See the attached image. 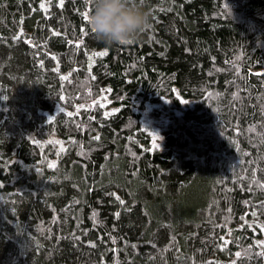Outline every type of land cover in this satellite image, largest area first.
<instances>
[{"label":"trees","instance_id":"obj_1","mask_svg":"<svg viewBox=\"0 0 264 264\" xmlns=\"http://www.w3.org/2000/svg\"><path fill=\"white\" fill-rule=\"evenodd\" d=\"M135 3L0 0V264H264V0Z\"/></svg>","mask_w":264,"mask_h":264},{"label":"clouds","instance_id":"obj_2","mask_svg":"<svg viewBox=\"0 0 264 264\" xmlns=\"http://www.w3.org/2000/svg\"><path fill=\"white\" fill-rule=\"evenodd\" d=\"M149 23L148 13L135 0H92L89 28L105 46L133 44Z\"/></svg>","mask_w":264,"mask_h":264},{"label":"rangeland","instance_id":"obj_3","mask_svg":"<svg viewBox=\"0 0 264 264\" xmlns=\"http://www.w3.org/2000/svg\"><path fill=\"white\" fill-rule=\"evenodd\" d=\"M150 122H155V120H153L152 118H150ZM262 243H264V241H262Z\"/></svg>","mask_w":264,"mask_h":264}]
</instances>
